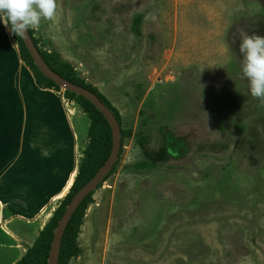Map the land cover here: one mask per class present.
Here are the masks:
<instances>
[{
    "label": "rangeland",
    "instance_id": "rangeland-1",
    "mask_svg": "<svg viewBox=\"0 0 264 264\" xmlns=\"http://www.w3.org/2000/svg\"><path fill=\"white\" fill-rule=\"evenodd\" d=\"M57 2L56 19L31 28L38 47L82 65L130 130L67 264H264V103L239 51L241 32L264 37V0ZM139 137L167 159L140 166Z\"/></svg>",
    "mask_w": 264,
    "mask_h": 264
},
{
    "label": "crops",
    "instance_id": "crops-1",
    "mask_svg": "<svg viewBox=\"0 0 264 264\" xmlns=\"http://www.w3.org/2000/svg\"><path fill=\"white\" fill-rule=\"evenodd\" d=\"M14 45L0 22V264H14L33 244L49 217L45 209L77 171L87 128L84 112L37 84Z\"/></svg>",
    "mask_w": 264,
    "mask_h": 264
},
{
    "label": "trees",
    "instance_id": "trees-1",
    "mask_svg": "<svg viewBox=\"0 0 264 264\" xmlns=\"http://www.w3.org/2000/svg\"><path fill=\"white\" fill-rule=\"evenodd\" d=\"M28 31L46 64L61 77L74 84L80 85L96 94V96L111 110V112L115 116L120 126L121 141L125 136H129L130 130L121 128L120 114L118 110L109 102V100L102 93H100L95 86L85 82L84 79L79 78L75 72L74 67L69 62L62 60L58 53L41 50L38 47V40L33 36V30L29 28ZM10 35L17 41L19 56L32 72L37 84L42 88H54L56 90H59L60 87L51 79L44 76L36 67L21 37L11 33ZM63 94L65 98L74 100L76 103H78L81 107V111L88 115V144L82 152L83 157L77 166V171L75 173L73 183L68 189V192L63 196L57 208L53 210L51 216L43 225L33 244L26 250V253L14 264H47L54 229L57 226V222L61 218L66 206L68 205L74 194L81 188V186L84 185L88 180H90L98 171V169L104 164L110 153L112 139L111 130L104 116L97 110V108H95V106L91 102H89L84 97L69 90H64ZM143 142L144 138L139 137L138 143L143 149L144 156L147 158L145 161L139 163L140 166H152L157 161L167 159V157L169 156L167 148L160 147L156 151H149L144 147ZM112 169L113 167L104 177L103 181L112 172ZM101 183H99L97 187L101 185ZM94 190H92L82 200V202L70 217L64 229L59 248L58 264H67L72 257L77 256L80 252V248L77 244V235L79 232V227L82 224L84 210L88 202H90L91 195L93 194Z\"/></svg>",
    "mask_w": 264,
    "mask_h": 264
},
{
    "label": "clouds",
    "instance_id": "clouds-1",
    "mask_svg": "<svg viewBox=\"0 0 264 264\" xmlns=\"http://www.w3.org/2000/svg\"><path fill=\"white\" fill-rule=\"evenodd\" d=\"M58 8L57 0H0V22L11 34L23 37L29 28L38 29L42 20L54 21ZM240 38L243 77L251 96L264 103V37L241 32Z\"/></svg>",
    "mask_w": 264,
    "mask_h": 264
},
{
    "label": "water",
    "instance_id": "water-1",
    "mask_svg": "<svg viewBox=\"0 0 264 264\" xmlns=\"http://www.w3.org/2000/svg\"><path fill=\"white\" fill-rule=\"evenodd\" d=\"M28 53L30 54L34 64L39 69V71L51 79L55 84H57L63 90L72 91L85 99L91 102L95 108L104 116L106 119L110 130H111V149L110 153L105 160L104 164L98 169L94 176L88 180L81 188L74 194V196L69 201L66 206L61 218L57 222V226L54 229L53 239L51 242V247L47 259V264H58V254L60 243L64 229L82 200L94 190L99 183H101L107 173L111 170L114 163L117 160L119 149L121 145V135H120V126L111 112V110L90 90L74 84L65 78L61 77L59 74L54 72L44 61L43 57L39 53L37 46L34 44L29 31L25 32L24 36L21 37Z\"/></svg>",
    "mask_w": 264,
    "mask_h": 264
},
{
    "label": "bare ground",
    "instance_id": "bare-ground-1",
    "mask_svg": "<svg viewBox=\"0 0 264 264\" xmlns=\"http://www.w3.org/2000/svg\"><path fill=\"white\" fill-rule=\"evenodd\" d=\"M69 183H70V185H69L68 189L70 188L71 184L73 183V180H71ZM66 193L67 192H65L63 194H60L59 197H58V199H60L61 197H63ZM42 213H44V212H42Z\"/></svg>",
    "mask_w": 264,
    "mask_h": 264
}]
</instances>
